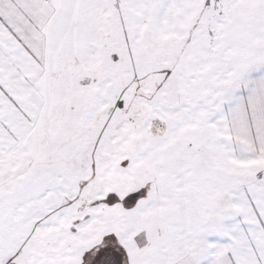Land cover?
Here are the masks:
<instances>
[{
    "label": "snow or ice",
    "instance_id": "obj_1",
    "mask_svg": "<svg viewBox=\"0 0 264 264\" xmlns=\"http://www.w3.org/2000/svg\"><path fill=\"white\" fill-rule=\"evenodd\" d=\"M0 264H264V0H0Z\"/></svg>",
    "mask_w": 264,
    "mask_h": 264
}]
</instances>
